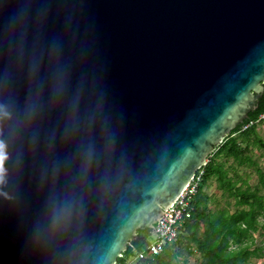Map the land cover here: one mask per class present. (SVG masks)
Wrapping results in <instances>:
<instances>
[{
  "label": "water",
  "instance_id": "water-1",
  "mask_svg": "<svg viewBox=\"0 0 264 264\" xmlns=\"http://www.w3.org/2000/svg\"><path fill=\"white\" fill-rule=\"evenodd\" d=\"M264 94V0H0V264H116Z\"/></svg>",
  "mask_w": 264,
  "mask_h": 264
},
{
  "label": "trees",
  "instance_id": "trees-1",
  "mask_svg": "<svg viewBox=\"0 0 264 264\" xmlns=\"http://www.w3.org/2000/svg\"><path fill=\"white\" fill-rule=\"evenodd\" d=\"M263 111L264 94L258 108L231 131L209 156L202 167L204 173L193 200L192 216L185 221L180 239L167 245L158 255L132 261L137 252L146 249L149 244L147 237L152 231L138 229L137 238L128 244L116 264H176L184 248L188 253H198L199 264H256L254 258H262L264 264V221L259 220V217H264V170L259 167L253 154L254 148L264 149V139L258 131L264 122L243 129L244 124ZM240 167H253L258 173L259 185L251 187L248 184V193L242 187L247 184V179L239 173ZM230 170L236 179L229 175ZM210 179L218 182L220 190L235 198L236 208L233 211L223 208L215 214L209 209V196L204 192V186ZM238 182L242 184L237 185ZM256 233L262 236V244L257 243Z\"/></svg>",
  "mask_w": 264,
  "mask_h": 264
},
{
  "label": "built area",
  "instance_id": "built-area-1",
  "mask_svg": "<svg viewBox=\"0 0 264 264\" xmlns=\"http://www.w3.org/2000/svg\"><path fill=\"white\" fill-rule=\"evenodd\" d=\"M264 122V111L261 112L255 119L250 120L243 125V129H247L253 124ZM204 170H197L195 176L185 188L176 202L171 205L163 213L160 220L155 224L152 231L155 233V240L149 242L146 249L137 252L135 259H143L147 256H155L163 252L164 248L176 243L180 239L183 225L185 221L192 216L193 200L198 194L199 186L202 181Z\"/></svg>",
  "mask_w": 264,
  "mask_h": 264
},
{
  "label": "rangeland",
  "instance_id": "rangeland-1",
  "mask_svg": "<svg viewBox=\"0 0 264 264\" xmlns=\"http://www.w3.org/2000/svg\"><path fill=\"white\" fill-rule=\"evenodd\" d=\"M258 131L260 136L264 139V124L258 127ZM253 154L255 159L258 162L260 168L264 170V149L254 148ZM239 173L247 179V184L242 185V187L246 190V186L249 184L251 187H255L259 185V178L258 173L255 168L253 167H240ZM229 175L232 176L234 179L237 177L234 176L233 171H229ZM241 182H238L237 185H241ZM204 192L209 196L208 198V207L211 209L215 214L219 212L220 209L228 208L230 211H233L236 208L235 205V198L233 196L228 195V193H224L222 190L218 188V182L214 179L208 180V182L204 186ZM248 193V190H246ZM262 193H264V189H262ZM247 208V207H245ZM213 213V214H214ZM260 221H264V217H259ZM257 236V243L262 244V236L259 233H256ZM183 238V237H182ZM149 242L155 240V233L151 231L147 237ZM181 258L178 257V263L176 264H199L200 258L196 252L188 253L187 249H182V253L180 255ZM256 264H262L263 259H253Z\"/></svg>",
  "mask_w": 264,
  "mask_h": 264
},
{
  "label": "crops",
  "instance_id": "crops-1",
  "mask_svg": "<svg viewBox=\"0 0 264 264\" xmlns=\"http://www.w3.org/2000/svg\"><path fill=\"white\" fill-rule=\"evenodd\" d=\"M182 234H185L184 232ZM185 235L183 236V239H184ZM198 254V253H197ZM181 258V257H180Z\"/></svg>",
  "mask_w": 264,
  "mask_h": 264
}]
</instances>
